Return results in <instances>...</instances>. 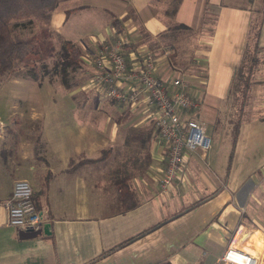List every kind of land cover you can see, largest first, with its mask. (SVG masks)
<instances>
[{"label":"crops","instance_id":"1","mask_svg":"<svg viewBox=\"0 0 264 264\" xmlns=\"http://www.w3.org/2000/svg\"><path fill=\"white\" fill-rule=\"evenodd\" d=\"M74 1L61 0L50 25L81 48L80 81L68 89L47 76L13 74L0 83V264H221L238 229L236 245L264 264V0H180L173 14L172 0ZM86 11L115 15L119 36L128 43L127 61L152 52L156 75L168 81L182 70L197 98L189 116L204 124L209 149L204 159L187 154L179 177L165 190L159 185L165 145L154 129V109L144 96L136 105L106 100L92 83L99 44L116 37L110 17L98 34L80 41L70 36ZM173 16L177 24L167 26ZM180 25L186 28L173 29ZM195 26L207 34L195 41L183 34L185 42L196 44L176 53L173 31ZM174 58L185 60L183 67ZM9 123L21 126L17 141ZM35 125V136L41 133L38 153ZM104 150L103 161L71 170ZM142 151L150 164L145 171L138 164L129 167L133 177L124 196L108 172ZM18 179L30 182L47 230L37 237L7 222L5 202Z\"/></svg>","mask_w":264,"mask_h":264},{"label":"built area","instance_id":"2","mask_svg":"<svg viewBox=\"0 0 264 264\" xmlns=\"http://www.w3.org/2000/svg\"><path fill=\"white\" fill-rule=\"evenodd\" d=\"M127 41L120 36L99 44L92 77L101 96L121 105H136L144 96L148 107L153 108V125L165 145V166L159 179L160 188L179 177L187 154H197L202 159L210 146L203 123L189 116L198 101L190 94L179 77L164 80L156 75V60L152 52L137 54L129 63L123 51ZM4 130L0 123V136ZM32 187L28 180L18 179L13 184L12 195L5 202L7 222L10 226L29 232L42 229L43 219L32 201ZM239 229L230 238L220 257L221 264H256L255 257L236 245L241 238ZM239 235V236H238Z\"/></svg>","mask_w":264,"mask_h":264},{"label":"trees","instance_id":"3","mask_svg":"<svg viewBox=\"0 0 264 264\" xmlns=\"http://www.w3.org/2000/svg\"><path fill=\"white\" fill-rule=\"evenodd\" d=\"M61 0H0V83L12 76L15 72L24 71L26 76L33 80H40L43 75L51 81L58 78L64 87L70 89L77 81H67V74L82 71L84 61L82 50L75 43L59 38L52 30L50 17ZM180 0H172V6L168 14L176 11ZM110 16V23L115 29L116 37L122 32L120 20L107 11ZM183 25L175 26L173 29H185ZM128 44H123V48ZM51 62V65L48 64ZM51 66V67H50ZM43 68V74L40 69ZM50 68V69H49ZM239 77L242 78V71ZM237 129V128H235ZM41 133L36 136L33 150L38 153V145ZM144 150L146 148L144 147ZM143 155L129 156L119 162L108 172L112 185L124 196L129 195V186L133 175L129 167L138 164L143 171L150 164V156L147 151ZM107 151L94 159H80L71 168L86 163H97L106 158ZM141 165V166H140ZM142 172V171H141ZM134 173V172H133ZM135 203H129L131 208ZM160 225L157 223L150 228L136 234L135 236L113 246L101 254L115 250L141 235L149 232ZM100 256V257H101Z\"/></svg>","mask_w":264,"mask_h":264},{"label":"rangeland","instance_id":"4","mask_svg":"<svg viewBox=\"0 0 264 264\" xmlns=\"http://www.w3.org/2000/svg\"><path fill=\"white\" fill-rule=\"evenodd\" d=\"M74 2L79 3L80 1L77 0V1H74ZM80 14H82L81 17H79V18H81L80 19L81 25H79L77 27L74 25V26L71 27V29L76 27V30L72 31V35L73 36L70 35L74 39V41H80V40H76V39L77 38L83 39L84 37H86L87 34H94V33L98 34L99 31H100V28H102V25L105 24V22L107 20H109V17H110L109 15H107L106 13H103L102 11H97V12H95V11H91V12L86 11L85 13H80ZM88 19L90 21H87ZM71 20H72V24H75L74 21H73V20H75L74 17ZM175 20H176V16L175 17L173 16V17H171L169 19L167 17V19L165 20V23H166L167 26H173V25L177 24V20L176 21ZM173 33H174V36L171 38V42L173 43V46H174V49H175L176 53H181L182 52L181 50H183V53H185V54L189 50V44L190 43L196 44L193 41H195L197 39L198 34L201 33L202 36H205L207 34L203 30H201L200 27H197V26L192 27V31H190V32H187L186 30H178V31H173ZM189 33L194 36L193 38H191L193 41L192 42H185L186 35H188ZM167 34H168V32H167ZM183 34H186L185 37L182 36ZM180 36H182V37L179 38ZM176 38L177 39L179 38L178 41H177ZM176 41H177V43H176ZM185 48L186 49L188 48V49L186 50ZM181 57H182V54H181ZM183 58L186 59L187 57H185V55H184ZM173 61H175L180 67H183V62H185V60L181 59V61H180L177 58H174ZM48 64L51 65V62H48ZM42 71H43V68L40 69V73ZM180 72H182V70L177 71V73H176L177 75L176 76L179 77L182 81H184L186 78H184V76H182ZM14 74L17 75V76H21L23 78H29V77L26 76L24 71L15 72ZM66 78H67V81H71V80L72 81H74V80L75 81H77V80L80 81L79 80L80 76H79V73H77V72L73 73L72 71H70L69 75L67 74ZM59 81L60 80L55 77L52 82L55 83V84L61 85V83ZM25 83L28 84V85L30 84L28 82H25ZM187 88H189V86H187ZM26 93L28 94L29 91H27ZM5 123H8V122L5 121ZM8 125L9 126H15V132L13 133V135L11 137L14 138L17 141V139H18L17 135H19L18 132H17V128H21V126L16 127V123L15 124L14 123H9ZM34 127H35L34 128L35 129L34 130V132H35L34 136H35L36 133H37V129L38 128L36 127V125ZM211 135H212V132H211ZM237 246L240 247V244H237ZM256 264H258V258H257V263Z\"/></svg>","mask_w":264,"mask_h":264},{"label":"water","instance_id":"5","mask_svg":"<svg viewBox=\"0 0 264 264\" xmlns=\"http://www.w3.org/2000/svg\"><path fill=\"white\" fill-rule=\"evenodd\" d=\"M42 232L46 233V232H47L46 228H42V229H40V230H38V231H36V232H31L29 235H27V237H29V238L37 237V236H39Z\"/></svg>","mask_w":264,"mask_h":264},{"label":"bare ground","instance_id":"6","mask_svg":"<svg viewBox=\"0 0 264 264\" xmlns=\"http://www.w3.org/2000/svg\"><path fill=\"white\" fill-rule=\"evenodd\" d=\"M242 240V239H241ZM246 246V245H245ZM256 259V258H255Z\"/></svg>","mask_w":264,"mask_h":264}]
</instances>
